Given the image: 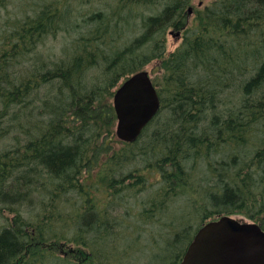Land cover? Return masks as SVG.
Segmentation results:
<instances>
[{
	"label": "trees",
	"instance_id": "16d2710c",
	"mask_svg": "<svg viewBox=\"0 0 264 264\" xmlns=\"http://www.w3.org/2000/svg\"><path fill=\"white\" fill-rule=\"evenodd\" d=\"M94 1L102 6L82 9ZM192 2L39 0L16 19L0 47V143L14 134L0 152V201L46 194L40 210L29 208L37 221L12 210L0 264H79L56 253L62 234L100 264H121L133 249L126 217L154 220L176 201L175 248L224 215L264 229V0H215L189 24ZM172 29L184 41L166 57ZM61 33L64 55L38 57ZM155 62L162 108L135 143L119 141L113 89ZM35 239L41 247L25 258Z\"/></svg>",
	"mask_w": 264,
	"mask_h": 264
},
{
	"label": "rangeland",
	"instance_id": "374dc122",
	"mask_svg": "<svg viewBox=\"0 0 264 264\" xmlns=\"http://www.w3.org/2000/svg\"><path fill=\"white\" fill-rule=\"evenodd\" d=\"M192 1L193 2H192L191 7H194L193 13L191 15H188L189 8L187 9L189 24L192 23L195 17L196 10L205 8L207 5H210L215 0H192ZM94 2L95 4H92L91 6H87V7L82 6V9L88 10L89 11L88 13H90L94 11L95 7L97 10L99 9V7L102 6L101 4L96 3V1ZM38 3H39V0H4L3 4L0 5V47L2 44L5 43V39L8 37V35H10L11 32H13V28H15L14 22H16V19L17 18L22 19L24 15H27V14L32 15L34 12L33 9H35L34 5H37ZM75 9H76V14H77L80 11V6L75 4ZM170 31H173V29ZM170 31L167 36L166 57H169L174 51H176L177 48L184 41V30L183 31L181 30L180 36L171 34ZM69 41L70 39L64 36V34L62 33L59 35V37L50 38L49 40L41 43L38 46L37 48L38 57H40L41 59H46L48 56H51L53 59L60 58L61 56L64 55L63 53L64 45L69 43ZM158 64H159L158 62H155L145 68V70H148L151 73V76L153 79H155L157 76V74H154L153 70ZM95 76L101 78L103 75L100 73V71H95ZM122 80L113 89L114 93L117 90V88L121 85ZM110 102L114 106V96ZM166 120H167V115L162 113L160 115V119L158 120L157 123H155V126L153 127V129H151L147 133V136L151 137L152 132H154L157 128H159L162 124H164ZM117 122H116V128H117ZM7 124L8 123L6 122L3 125H7ZM13 136L14 134L10 132L8 134V137L6 138V141H4L3 143H0L1 144L0 152L4 150L5 147H8L11 144V142H13ZM118 147H120V145H118ZM139 160L140 158L137 157L132 164L126 167L127 168L126 171L128 172L129 170L135 169ZM211 160L212 162H216V161H220V158L213 155ZM46 179L47 177H45V179L43 178L42 180L43 184ZM150 179L151 181L153 179H154L153 181H155V176L150 177ZM154 188L156 189V185L154 186ZM45 194H46L45 189L41 187V189L36 194L32 195V197L28 199L24 204L23 203L19 204L15 202L12 203V201L11 203L10 202L3 203L2 201H0V231L3 229V227L8 226V224L10 225V222L13 221L14 217L16 216V213L13 212L12 210L15 208L23 212L24 218L27 221H37V220H32L36 218L35 216L36 213L32 215L31 214L32 211L29 210V208L32 207V208H37L38 210H40L41 208L39 204L42 202V196H45ZM181 205H183L181 201H176L172 203L169 211H167L164 215H161L159 216V218H156L154 220L142 221L139 218L135 217L134 215L130 217H126L124 221H128V223L134 225L133 227L130 228V230H132L131 233L126 236V241H127L126 244H130L133 247V250L129 248L128 251H131V253L127 254L125 258L122 259V261L120 260L121 264H128V263L129 264L130 263L131 264H179L177 255H179L182 250L186 249V247L188 246V243L187 244L186 242L182 243L181 245L176 246V248L175 246L172 247L170 243H171V239L174 237L173 234L175 230L180 229V226H178V221H176L175 218L171 214H174L173 213L174 211L176 212L181 211ZM190 208H188L187 211ZM232 217L242 220L244 222H254V221H251L247 215H233ZM189 223H191V225L193 224L196 225L199 222L192 220V221H189ZM65 235L68 237L73 236V234L69 232H66ZM64 237L65 236L62 234L61 238L56 239L55 240L56 242L53 243L56 246L55 248L56 253H58L59 255H63L70 262H74V263L76 262L79 264H100L99 260L93 258L92 251L90 252L88 248H85L83 246H78V245L69 243L67 241L61 240ZM37 241H38L37 239L34 240V242H37ZM135 241L137 242L135 243ZM41 245H42L41 243L37 242L34 246H32V249L28 251L25 258L28 256L30 252L35 253L36 251H38Z\"/></svg>",
	"mask_w": 264,
	"mask_h": 264
},
{
	"label": "water",
	"instance_id": "95a60500",
	"mask_svg": "<svg viewBox=\"0 0 264 264\" xmlns=\"http://www.w3.org/2000/svg\"><path fill=\"white\" fill-rule=\"evenodd\" d=\"M193 10L189 8V15ZM161 105L149 71L129 76L114 94L118 139L135 143ZM181 264H264V229L231 216L210 221L195 234Z\"/></svg>",
	"mask_w": 264,
	"mask_h": 264
},
{
	"label": "bare ground",
	"instance_id": "6f19581e",
	"mask_svg": "<svg viewBox=\"0 0 264 264\" xmlns=\"http://www.w3.org/2000/svg\"><path fill=\"white\" fill-rule=\"evenodd\" d=\"M44 2H45V1H44ZM107 6H108V5H107ZM190 7H191V6H190ZM112 10H113V9H112ZM188 20H189V19H188ZM93 28H94V27H93ZM93 28H92V29H93ZM172 32H173V33H172ZM170 33H171V34H175V35H177V34H180V35H181V31H176V30H174V29H173V31H170ZM87 34H88V33H87ZM180 35H179V36H180ZM124 81H125V80H124ZM124 81H123V82H124ZM123 82H122V83H123ZM122 83H121V84H122ZM160 98H161V97H160ZM202 124H203V123H202ZM157 151H158V150H157ZM162 154H163V153H162ZM162 154H160V155H162ZM161 158H162V157H161ZM202 158H203V157H202ZM214 161H215V160H214ZM211 163H212V162H211ZM200 170H201V169H200ZM15 202H16V201H15ZM151 218H152V217H151ZM135 221H136V220H135ZM147 221H148V220H147ZM4 224H5V223H4ZM8 225H9V224H8ZM166 226H167V225H166ZM3 229H4V228H3ZM164 234H165V233H164ZM137 235H138V234H137ZM168 236H169V235H168ZM135 239H136V238H135ZM162 240H163V239H162ZM167 241H168V240H167ZM166 243H167V242H166ZM131 244H132V243H131ZM164 245H165V244H164ZM129 247H130V246H129ZM128 250H129V248H128ZM132 250H133V249H132ZM143 251H144V250H143ZM163 251H164V250H163ZM181 252H182V251H181ZM150 253H151V252H150ZM29 254H30V253H29ZM147 255H148V254H147ZM161 255H162V254H161ZM156 256H157V255H156ZM124 257H125V256H124ZM179 257H180V256H179ZM149 258H150V257H149ZM152 258H153V257H152ZM62 259H63V258H62ZM52 260H53V259H52ZM127 260H128V259H127ZM121 261H122V260H121ZM134 261H135V260H134ZM149 261H150V260H149ZM128 264H129V263H128ZM130 264H131V263H130Z\"/></svg>",
	"mask_w": 264,
	"mask_h": 264
}]
</instances>
